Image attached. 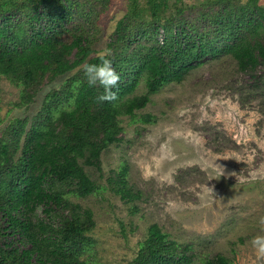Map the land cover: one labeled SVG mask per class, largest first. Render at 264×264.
Returning a JSON list of instances; mask_svg holds the SVG:
<instances>
[{
    "label": "trees",
    "instance_id": "1",
    "mask_svg": "<svg viewBox=\"0 0 264 264\" xmlns=\"http://www.w3.org/2000/svg\"><path fill=\"white\" fill-rule=\"evenodd\" d=\"M111 2L0 0V80L22 88L18 106L31 104L45 81L72 73L45 96L32 119H13L0 132V264H89L93 212L68 196L83 199L100 189L86 168L100 169L102 153L121 142L122 117L136 118L152 95L209 60L230 56L243 72L264 65L259 0L204 1L212 8L197 21L176 5L172 10L169 0H128V12L107 46L121 77L113 89L118 98L101 102L104 89L90 87L78 69L99 63L94 32ZM141 85L146 92L137 95ZM152 119L142 117L146 123ZM126 174L116 173L108 187L132 203L139 196ZM202 261L232 264L222 255ZM195 262L190 245L153 224L132 264Z\"/></svg>",
    "mask_w": 264,
    "mask_h": 264
},
{
    "label": "rangeland",
    "instance_id": "2",
    "mask_svg": "<svg viewBox=\"0 0 264 264\" xmlns=\"http://www.w3.org/2000/svg\"><path fill=\"white\" fill-rule=\"evenodd\" d=\"M204 1L169 0L171 9L176 5L189 21L212 8ZM259 4L264 6V0ZM128 5V0H112L100 14L95 56L108 49ZM71 75L45 81L33 102L20 107L22 88L3 77L0 132L13 119H32L45 96ZM145 92L141 85L136 94ZM143 116L153 119L146 123ZM121 121V142L102 153L100 169L86 168L100 189L83 199L68 196L93 212L95 226L88 235L95 245L89 264H132L153 224L179 244L190 245L194 264L217 255L232 264H264L251 245L253 237L264 235L259 223L264 216V65L243 72L230 56L209 60L181 83L152 95L136 118ZM123 170L139 196L132 203L108 187L109 179Z\"/></svg>",
    "mask_w": 264,
    "mask_h": 264
},
{
    "label": "clouds",
    "instance_id": "3",
    "mask_svg": "<svg viewBox=\"0 0 264 264\" xmlns=\"http://www.w3.org/2000/svg\"><path fill=\"white\" fill-rule=\"evenodd\" d=\"M99 63H83L78 70L84 72L87 84L91 86L99 85L104 89L102 95L98 97L101 102L115 101L117 93L113 91L119 85L120 74L112 66L111 50L102 49L96 53ZM223 174V173H222ZM209 191H212L210 188ZM259 223L264 225V216L259 218ZM252 247L259 257H264V235H257L251 240Z\"/></svg>",
    "mask_w": 264,
    "mask_h": 264
}]
</instances>
